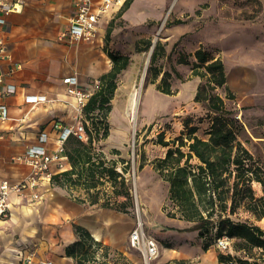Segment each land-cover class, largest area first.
Listing matches in <instances>:
<instances>
[{
  "label": "rangeland",
  "instance_id": "1",
  "mask_svg": "<svg viewBox=\"0 0 264 264\" xmlns=\"http://www.w3.org/2000/svg\"><path fill=\"white\" fill-rule=\"evenodd\" d=\"M166 4L161 13L151 15L146 20L131 23L123 16L113 12L111 16L103 14L99 22L101 40L95 38L93 43L82 47L67 46L57 39V32L63 29L71 11L61 0L38 1L28 4L24 9L25 18L13 29V35L8 44L10 51L14 50V43L30 47L37 51V59L61 65L67 62L79 65L82 83H93L94 78L104 72L109 65L104 46V34L108 23L113 20V30L110 34L109 48L129 55L130 62L127 70L120 73L117 88L110 103L111 110L106 116L108 134L105 138L95 139L93 151L103 156L108 163H114L117 170L124 173L123 188L129 192L127 196H115L113 187L106 183L100 184L98 194H87L81 186L63 188L65 194L73 200L80 201L89 207L101 208L106 194L113 206L119 202H126V211L121 212L133 218L134 227L140 219L145 232L152 233V228L159 226L166 230L168 225L177 228L175 235L182 236L183 231L195 228L194 221H187L189 227H176L179 223L177 207L168 200V187L156 169H153L155 158L164 156L166 147L159 141L163 138L171 141L179 135L185 136L187 130L194 126L195 134L207 138V131L212 123L214 112L204 103L194 100L197 85L202 81L199 76L191 75V63L195 57L193 51L200 45L210 55L220 57L226 70L225 85L217 86L216 92L231 111L234 131L242 144L253 154L258 164L264 170V0H165ZM139 5L148 13L154 11V6L141 0ZM119 10V9H118ZM150 38L153 43L160 40L164 47V55L155 64L161 71L172 73L171 88L175 93L164 95L156 89L153 78L148 72L150 62L149 49L135 50V40ZM186 57L188 62L180 63V57ZM129 68V69H128ZM131 71L129 74L127 71ZM91 73L92 76H89ZM162 72L157 77H161ZM60 75L53 80L45 77L51 83V90H62L64 86ZM93 77V78H92ZM130 79L128 90H139L135 121L127 120L126 132L121 138L112 131L117 130L118 122L112 115L115 95L126 78ZM53 85V86H52ZM158 97L159 108L152 110L147 104L149 97ZM53 99L56 96H51ZM62 99V98H60ZM148 99V101H147ZM59 100V99H57ZM74 115L64 117L63 123L75 124ZM85 116L82 120L84 122ZM126 121V120H125ZM89 126L92 125L90 120ZM52 187H58L53 183ZM119 186V185H118ZM122 187V186H120ZM256 195L264 196V186L253 182ZM93 191V190H92ZM91 191V192H92ZM94 204H90V201ZM234 220L253 223L256 219L243 205L238 206L233 214ZM175 218V219H173ZM216 218V217H214ZM214 223V222H213ZM264 229V220L262 221ZM214 230L203 236L198 235L201 242H212ZM172 235V234H171ZM172 237V236H171ZM196 238V237H195ZM171 238H168V240ZM176 240V239H175ZM172 244L174 241H172ZM4 243H6L4 241ZM1 245V244H0ZM104 256L101 248L95 249V255L89 258V264H131L123 252L109 250ZM125 251L134 255L139 262L142 254L132 248L127 242ZM7 247L0 246V264H10L1 259L5 257Z\"/></svg>",
  "mask_w": 264,
  "mask_h": 264
},
{
  "label": "trees",
  "instance_id": "2",
  "mask_svg": "<svg viewBox=\"0 0 264 264\" xmlns=\"http://www.w3.org/2000/svg\"><path fill=\"white\" fill-rule=\"evenodd\" d=\"M132 1L124 0L116 15L121 16ZM113 28L111 20L103 39V49L111 59V67L98 77L99 86L85 104V120L92 123L89 128L83 122L87 140L71 133L67 136L65 150L70 168L54 173L50 181L63 188L79 185L85 193L92 195L101 190L96 187L98 182L102 184L96 179V175H106L111 181L113 194L127 197L129 192L123 188L124 175L115 169L114 163H108L103 156L93 151L92 139L105 138L108 134L106 116L112 107L110 101L114 96L120 71L130 62L129 55L109 48ZM135 41V50L149 49L152 46L148 66V72L153 77L150 82H154L156 89L164 94L175 93L170 82L172 73L161 71L155 64L158 57L165 52L160 40L153 43L150 38L140 37ZM192 54L195 59L191 63L190 76H199L202 79L197 85L194 100L204 103L214 112L207 131L208 137L197 136L196 128L192 126L185 136L179 135L171 141L161 138L159 142L166 147L165 154L155 158L153 169H156L169 185L167 197L177 207L178 216L186 221H194L201 236L209 229L214 230L212 242H203L202 248L206 249L214 244L217 238L227 236L232 240V248L244 250L250 258L252 251H258V255L250 260L236 257L229 252H219V264H228V261L264 264V229L255 221L250 223L234 220L229 215L233 214L238 206L243 205L256 220L264 217V196L256 195L253 188V182L264 186V170L238 139L233 119L230 117L231 111L227 109L221 95L216 92L217 86H223L228 92V97L233 96L225 85L226 70L222 59L213 57L201 45ZM179 62L187 63L188 59L182 56ZM161 72V77L156 81ZM109 198V194H106L100 207L126 211L125 201L119 202L120 207H117L110 204ZM93 200L95 199H92L90 204H94ZM72 227L77 239L65 246L64 253L72 257L75 264H89V258L95 255L94 251L98 247L102 249L104 256L110 254L111 248L91 236L84 226L73 223Z\"/></svg>",
  "mask_w": 264,
  "mask_h": 264
},
{
  "label": "crops",
  "instance_id": "3",
  "mask_svg": "<svg viewBox=\"0 0 264 264\" xmlns=\"http://www.w3.org/2000/svg\"><path fill=\"white\" fill-rule=\"evenodd\" d=\"M38 1L46 0H30L22 7L20 12L9 14L3 30H0V36L4 38L7 53L10 55L7 58H0V71L4 76L3 82L0 83V104L5 106L8 115L5 120H0V179H7L10 182L25 177L30 171L27 163L14 161L11 158L12 156L20 155L26 150L27 146L38 143V135L41 131L47 133L50 140L49 144L52 145L60 128L66 125L69 126V124L63 123L62 120H64V117L73 114V107L71 106L74 97L65 91L63 79L74 74L78 76L79 84L84 86L89 84V82L82 83L78 64L67 62L54 65L49 61L44 62V64L41 61L35 63L39 61L37 51L29 44L19 46L16 41L12 43L15 51L9 50L8 44L12 38L13 29L19 26L17 22H21L25 18L23 12L25 7ZM61 1L68 6L71 15L73 12L71 8L72 0ZM140 1L133 0L121 17L123 16L131 23L140 22L150 18L151 15L161 13L166 4L165 0H143L145 5L151 3L154 6V11L148 13L143 9L144 5L142 7L139 5ZM118 9L119 7L107 9L106 12L102 13L100 21L103 14L110 17ZM66 26L67 22L63 29ZM63 29L57 32V39L70 47H82L87 43L92 44L97 37L101 40L100 35L98 36L100 26L93 39L71 43H66L58 38L59 32ZM107 58L109 57L107 56ZM110 67L111 59L109 67L104 72ZM123 70H127V67ZM104 72L100 73L98 77ZM127 72L131 74L130 70ZM62 74L66 75L60 78L64 91L56 89L53 92L51 83L43 78L51 77L55 80ZM88 75L92 76L91 73H88ZM98 77L94 79H98ZM126 79H129V77ZM8 83L15 85L14 92L2 93L1 91ZM26 94H45L48 101L31 106L30 103L24 101V95ZM53 95L56 96L54 99L51 97ZM35 190L39 192L40 197L35 198L31 195V192ZM9 206V216H0V244L7 247V253L1 259L10 264H20V255L29 251L35 254L36 260L50 259L55 264H75L73 258L64 253L65 246L77 239L73 231V223L84 226L91 236L109 246L111 250L123 252L131 264H144L143 259L139 262L134 255L125 251L129 238L128 233L133 225V218L120 213L114 208L89 207L68 197L61 186L52 187L50 181L44 182L43 186L35 189L27 188L21 192L12 191L9 195ZM175 220L185 224L175 223L174 226L182 227L184 225V227H189L186 226V220L180 217ZM263 220L264 217L255 220V222L262 227ZM171 227L169 224L166 230H161L157 226L152 228V233L146 232L155 238L159 250L157 258L149 260L147 264H219V252H229L236 257H244L249 260L258 255L256 249L251 252L250 258L244 250L233 248L231 251H224L217 248L215 244H211L204 249L196 230L188 229L183 231L182 236H178L173 233V231H178L177 228L172 229ZM168 238L171 239L168 240ZM171 240L174 241L173 244ZM227 263L239 264L235 261H228Z\"/></svg>",
  "mask_w": 264,
  "mask_h": 264
},
{
  "label": "built area",
  "instance_id": "4",
  "mask_svg": "<svg viewBox=\"0 0 264 264\" xmlns=\"http://www.w3.org/2000/svg\"><path fill=\"white\" fill-rule=\"evenodd\" d=\"M30 0H0V30L7 21V17L11 13H17L22 10V7ZM124 0H72V14L70 15L67 26L58 34V38L66 43L87 41L93 39L99 29V21L102 13L107 9L118 8L123 4ZM7 58L10 55L7 53V45L4 38L0 36V58ZM4 76L0 71V83L3 82ZM65 91L74 97L73 117L75 119L73 125L62 126L57 133L52 145L49 144V137L46 132L41 131L38 135V143L27 146L26 150L16 156H12V160L22 163H27L30 167L28 174L16 181L0 179V216L7 217L10 214L9 210V195L12 191L21 192L23 189H35L43 186L44 182L51 180L54 173L70 168V163L65 150V139L71 134L83 140H87V135L84 128V123L89 126L87 120L82 117L85 111V104L89 97L97 90L99 79H95L93 83L84 86L79 84L78 76L72 74L63 79ZM15 85L8 83L2 93L8 94L14 92ZM24 101L34 106L38 103L48 101L45 94H26ZM8 117L7 109L0 104V120H5ZM91 125L89 126V128ZM93 139V144L95 139ZM116 169V167H115ZM117 170V169H116ZM122 175L123 172L118 170ZM125 177V175H124ZM96 179L104 182L107 186H111V181L106 175H96ZM97 188H100L99 182ZM112 187V186H111ZM31 195L35 198L40 197L39 192L32 191ZM129 244L132 248L139 250L142 254L144 264L149 260L157 258L159 250L155 238L147 234L144 230L143 223L140 219L128 233ZM215 246L220 250L231 251L232 240L227 236H222L215 240ZM261 251V249H259ZM35 254L32 251L20 255V264H55L50 259H35ZM264 261V254L262 256ZM240 264V263H239Z\"/></svg>",
  "mask_w": 264,
  "mask_h": 264
},
{
  "label": "bare ground",
  "instance_id": "5",
  "mask_svg": "<svg viewBox=\"0 0 264 264\" xmlns=\"http://www.w3.org/2000/svg\"><path fill=\"white\" fill-rule=\"evenodd\" d=\"M130 85V80L126 79L123 85L119 87L115 95L112 115H114L116 118L118 127L117 130L112 131L110 138L113 136V134H115L118 138H121L126 132L127 128L125 124L127 120L131 121L132 123L135 121L139 90L136 88L128 90ZM148 99L149 102L147 104L152 110L159 108L160 105L157 96L153 95V97H149Z\"/></svg>",
  "mask_w": 264,
  "mask_h": 264
},
{
  "label": "water",
  "instance_id": "6",
  "mask_svg": "<svg viewBox=\"0 0 264 264\" xmlns=\"http://www.w3.org/2000/svg\"><path fill=\"white\" fill-rule=\"evenodd\" d=\"M152 50V49H151ZM150 53H151V51H150Z\"/></svg>",
  "mask_w": 264,
  "mask_h": 264
}]
</instances>
